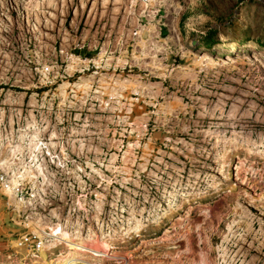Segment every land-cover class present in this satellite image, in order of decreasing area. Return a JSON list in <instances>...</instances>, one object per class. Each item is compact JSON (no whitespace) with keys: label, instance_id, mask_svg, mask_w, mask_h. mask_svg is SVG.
Masks as SVG:
<instances>
[{"label":"rangeland","instance_id":"obj_1","mask_svg":"<svg viewBox=\"0 0 264 264\" xmlns=\"http://www.w3.org/2000/svg\"><path fill=\"white\" fill-rule=\"evenodd\" d=\"M44 232L42 264H264V0H0V264Z\"/></svg>","mask_w":264,"mask_h":264},{"label":"built area","instance_id":"obj_2","mask_svg":"<svg viewBox=\"0 0 264 264\" xmlns=\"http://www.w3.org/2000/svg\"><path fill=\"white\" fill-rule=\"evenodd\" d=\"M49 238V239H48ZM57 241L61 243V240L54 239L53 237L49 236V234L45 233H25L20 235L16 240V248L23 249L26 253L28 258L39 257L40 249L45 250V242L48 241V244H51L50 241ZM47 239V240H46ZM33 260V259H32Z\"/></svg>","mask_w":264,"mask_h":264},{"label":"bare ground","instance_id":"obj_3","mask_svg":"<svg viewBox=\"0 0 264 264\" xmlns=\"http://www.w3.org/2000/svg\"><path fill=\"white\" fill-rule=\"evenodd\" d=\"M240 161V160H239ZM243 161V160H242ZM246 162V161H245ZM253 162V161H252ZM244 166V165H243ZM240 168V167H239ZM238 169V167H237ZM76 247H73L72 249H68L66 252H64L62 255H64V261L62 264H75V260H77L76 256L79 255V253L77 252V249H75ZM78 248V247H77ZM81 248V247H80ZM41 251V249H40ZM39 251V252H40ZM80 252V251H79ZM83 252V251H81ZM109 254V252L106 249H100L97 250V252L95 253H90V255H85L83 259H81L82 262H85L87 264H91L92 261H98L101 262L107 255ZM110 257H113V255ZM48 260V256L46 253H42L40 255V257L38 259H36L34 261L33 264H42V262ZM80 260V259H79Z\"/></svg>","mask_w":264,"mask_h":264}]
</instances>
